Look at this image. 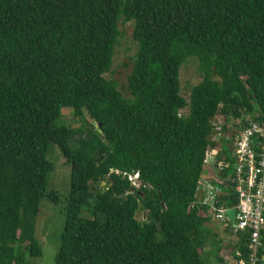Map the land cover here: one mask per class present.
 Listing matches in <instances>:
<instances>
[{
  "label": "trees",
  "instance_id": "trees-1",
  "mask_svg": "<svg viewBox=\"0 0 264 264\" xmlns=\"http://www.w3.org/2000/svg\"><path fill=\"white\" fill-rule=\"evenodd\" d=\"M120 20L137 44L127 96L104 77ZM193 58L201 81L186 100ZM248 116L264 123V0H0V264L41 255L54 147L70 176L55 264H208L209 240L224 262L194 202L214 127Z\"/></svg>",
  "mask_w": 264,
  "mask_h": 264
},
{
  "label": "built area",
  "instance_id": "built-area-1",
  "mask_svg": "<svg viewBox=\"0 0 264 264\" xmlns=\"http://www.w3.org/2000/svg\"><path fill=\"white\" fill-rule=\"evenodd\" d=\"M212 133L216 148L205 162L194 204L206 207L208 221L219 224L227 236L221 244L224 261L260 264L264 246V123L248 116L244 123L234 120L227 133L220 126ZM221 140L227 143L228 159L221 154ZM122 176L133 190H139L137 173ZM229 210L234 211L235 224L227 216Z\"/></svg>",
  "mask_w": 264,
  "mask_h": 264
},
{
  "label": "rangeland",
  "instance_id": "rangeland-1",
  "mask_svg": "<svg viewBox=\"0 0 264 264\" xmlns=\"http://www.w3.org/2000/svg\"><path fill=\"white\" fill-rule=\"evenodd\" d=\"M118 30L120 36L115 46L112 66L104 77L108 80H114L122 95L127 96V77L131 72L132 60L137 52V44L132 39L133 23L120 20ZM197 66V61L193 58L188 59L180 68V93L186 100L189 98L190 89L201 81ZM187 112L188 109L186 108L182 110L181 114L186 115ZM62 121L63 125L67 127L75 128L78 126L70 109L62 110ZM47 158L54 164V171L47 179L45 196L39 203L35 220L34 239L41 248V255L28 260L31 264H55L54 258L59 248L60 235L64 226L63 209L69 193V167L65 164V160L59 150L54 147ZM51 192L57 193L58 202L56 204L48 197ZM142 215L143 211L141 210L137 213L136 219L141 220ZM207 225L212 229L213 233L216 232V240L218 239L220 242L219 247L221 248L222 241L227 239V236L222 232L219 224L209 220ZM213 243L212 240H209L205 247V253L208 257L205 256L206 254L204 257L208 264H218L216 247Z\"/></svg>",
  "mask_w": 264,
  "mask_h": 264
},
{
  "label": "water",
  "instance_id": "water-1",
  "mask_svg": "<svg viewBox=\"0 0 264 264\" xmlns=\"http://www.w3.org/2000/svg\"><path fill=\"white\" fill-rule=\"evenodd\" d=\"M89 120L91 121L90 118H89ZM79 137H80V136H77V137H76L75 139H73L72 141H76ZM69 142H70V141H69ZM227 216H228L230 222H231L232 224H235V222H234V211H233V210H229L228 213H227ZM262 253H263V255H262L261 263H260V264H264V246H263V249H262Z\"/></svg>",
  "mask_w": 264,
  "mask_h": 264
},
{
  "label": "crops",
  "instance_id": "crops-1",
  "mask_svg": "<svg viewBox=\"0 0 264 264\" xmlns=\"http://www.w3.org/2000/svg\"><path fill=\"white\" fill-rule=\"evenodd\" d=\"M221 250H222V248H221ZM222 254V253H221ZM223 261H224V259H223ZM217 263L218 264H229V263H227L226 261H224V262H220L219 260L217 261Z\"/></svg>",
  "mask_w": 264,
  "mask_h": 264
},
{
  "label": "clouds",
  "instance_id": "clouds-1",
  "mask_svg": "<svg viewBox=\"0 0 264 264\" xmlns=\"http://www.w3.org/2000/svg\"><path fill=\"white\" fill-rule=\"evenodd\" d=\"M132 174H134V173H132ZM138 174V173H137ZM138 180H139V175H138Z\"/></svg>",
  "mask_w": 264,
  "mask_h": 264
}]
</instances>
